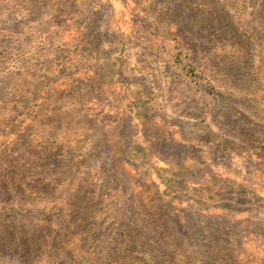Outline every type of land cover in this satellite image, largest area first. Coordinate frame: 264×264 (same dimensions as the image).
Listing matches in <instances>:
<instances>
[{"label": "rangeland", "instance_id": "374dc122", "mask_svg": "<svg viewBox=\"0 0 264 264\" xmlns=\"http://www.w3.org/2000/svg\"><path fill=\"white\" fill-rule=\"evenodd\" d=\"M0 264H264V0H0Z\"/></svg>", "mask_w": 264, "mask_h": 264}, {"label": "trees", "instance_id": "16d2710c", "mask_svg": "<svg viewBox=\"0 0 264 264\" xmlns=\"http://www.w3.org/2000/svg\"><path fill=\"white\" fill-rule=\"evenodd\" d=\"M76 253V252H75ZM76 255V254H75Z\"/></svg>", "mask_w": 264, "mask_h": 264}]
</instances>
